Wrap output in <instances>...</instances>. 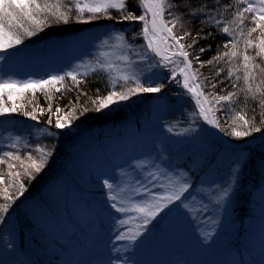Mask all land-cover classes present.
<instances>
[{
  "label": "rangeland",
  "instance_id": "1",
  "mask_svg": "<svg viewBox=\"0 0 264 264\" xmlns=\"http://www.w3.org/2000/svg\"><path fill=\"white\" fill-rule=\"evenodd\" d=\"M118 32H123L128 42L136 48L146 44V41L140 44L133 41V37L139 31L129 35L127 31L107 27L80 35L70 42L48 41L36 46H27L22 43L7 52H0V56L5 57L0 60V81L29 76L48 78L51 75H63L86 62H92L94 65L98 59L115 61L120 50L104 45L103 41L108 40L110 45L117 43L114 36ZM133 59L136 58L133 56ZM120 66L124 67L123 64ZM145 67L146 64H140L139 69L135 70L140 71ZM163 68L165 67L158 66L148 73H164ZM80 71L82 73L83 69ZM104 76L108 75L105 73ZM145 79L148 77L142 75L141 82ZM177 79L180 83L174 82V84L178 85L180 90L179 93L174 94V97L178 99V102H174L169 95L155 99L150 111L142 116L140 129L136 125L132 129L126 123L108 131L104 138L89 137L90 134H86V145L82 147L84 151L79 152L74 161L68 165L60 185L49 187L43 192V199L24 206L20 215L7 228V236L0 249V264H29L34 260L39 261L41 257L45 259L41 264L46 262L107 264L110 255L113 257L117 255L112 249L127 244V241H114V218H127V216L115 212L110 207L109 190L104 187L103 181L107 179L114 186L127 189L121 195L139 202L142 197L133 193L131 189L141 187L140 182L144 181L148 171H157L154 167L157 165L174 178L183 177V174H186L185 178L191 183L192 188L185 194V202H188L190 206L195 204L198 207L208 204V211H201L193 219L192 215L180 206V201L170 204L148 225L144 235L138 238L137 243L143 240L139 248L133 245L128 253H121V255L135 254L138 264H217L221 256L223 258L225 256V259L229 257L240 259L233 253V255L228 252L225 254L224 250L238 237L251 239L258 228L264 231V173L258 174L254 179L255 167L250 154L239 160L238 166L235 163L236 160L232 162V157L224 154L220 147H213L212 150H217L206 154L208 147L202 143V132L204 129L210 131L211 126L199 117L193 123L190 114L196 110L195 101L182 88L183 77L178 69ZM105 111L108 112L109 108ZM170 125H175V131L171 133L167 131ZM187 127H195L196 131L178 134L181 128ZM45 129L49 131L48 127L33 122H16L9 128H0V151L10 147L17 136L21 137L19 143L24 142L31 135L48 136L40 132ZM156 133L169 136L168 142L154 147L145 146V142H151ZM137 144H140V149ZM228 150L231 151V149ZM89 153L97 154L95 166L90 165ZM187 154L199 156V159L214 158L218 167L228 165L229 169L222 175H218L215 182L205 184L201 180L197 183L190 169L180 167L175 162L180 161L185 155L184 158H187ZM259 158L264 161L262 154ZM138 165L142 166L138 167ZM237 168L229 198L224 201V207L218 209L212 202L214 197L210 198V194L216 192L219 187H226L231 173ZM98 175L101 176L100 181ZM166 182L163 176L158 177L157 182L150 185L152 193L161 194L163 189L159 184ZM88 183L94 186L91 187ZM258 184L256 191L254 186ZM247 187L253 190L251 196L255 199L257 206L247 207L249 210L245 218L247 225L242 222L240 227L236 226L241 220L238 221L235 209L245 204L244 193L241 191H245ZM84 193H87L86 200L90 205L84 203ZM192 196L197 197L196 201H192ZM70 205L72 212L78 214L80 219L76 216V221L71 219ZM129 215L138 216L139 214L132 212ZM210 218H218L219 225L213 226ZM21 222L32 224L35 228H25L23 232V228L19 227ZM139 222L136 220L121 230L127 231L129 227L134 228ZM40 228L47 230L53 237H48L47 233ZM213 228L215 229L213 239L208 245L202 247L201 231H212ZM241 230H244V233ZM44 234L47 237L40 238L58 240V243L47 249L37 247L44 254L33 259L32 251L25 248L22 237L31 240L35 236ZM9 245L12 246L9 247ZM185 253L188 254L182 259ZM259 253L258 258L249 261L248 264H264V246ZM55 254L58 255L57 258L54 257ZM219 264L227 263L220 261Z\"/></svg>",
  "mask_w": 264,
  "mask_h": 264
},
{
  "label": "snow or ice",
  "instance_id": "2",
  "mask_svg": "<svg viewBox=\"0 0 264 264\" xmlns=\"http://www.w3.org/2000/svg\"><path fill=\"white\" fill-rule=\"evenodd\" d=\"M129 3L130 0H0V52H7L9 49L21 45L26 37H32L37 32L43 31L49 19L57 23L68 24L73 12L79 23H89L100 18L115 20L117 23L139 21L142 28L140 32L135 34L133 39L142 36L146 41V44L136 48L128 42L123 32H118L114 36L117 43L110 45L108 40L103 41L104 45L120 50V54L116 56L115 61L98 59L94 65L92 62H86L77 65L73 70L67 71L63 75H51L46 79H28L23 82L11 79L0 81V117L20 112L32 120H38L37 112L43 114L44 108L36 105L28 110L27 108L17 107L15 103V100L20 98L25 91H30L35 97V93L39 89L45 93L46 99L51 102L53 100V90L60 92L62 88L65 90L70 87L79 88L82 83L81 76L86 78L90 73H106L110 90L106 95H100L97 91L96 98H90L94 110L100 112L121 101H127L138 94L161 93L165 88V84L157 83L153 86L152 80L156 78L155 74L148 77L147 86L141 82V76L145 72H151L155 67L167 68L169 65H173L170 69L171 80L180 83L177 79L178 69L183 77L182 88L195 101L196 110L190 114L193 123L199 117L207 125L236 139H242L251 136L253 133L264 131V78H261V74H264V67L253 65L250 68L253 57L247 54V49H257L255 57L261 58L262 63H264V0H235V4L228 3L225 0L224 11L233 9L229 12L230 18L224 17V11H221L219 0L216 3H213L212 0H201V3L196 5H192L191 0H181L179 3L176 0H134L135 6L141 9L139 15L129 10ZM182 7L187 8L188 11L182 14L173 11ZM111 10H115L118 15L113 16ZM86 14L87 18H85ZM184 16L198 19L202 25L201 30L195 34L187 30ZM211 25H215L216 33L226 34L227 37H231V40L223 43L222 51L221 46H218L217 53L204 61L200 57L211 49V44L201 46L198 49H196V45L200 40L215 38L213 31H203V26ZM176 28L183 29V31L177 34L174 32ZM257 30H259L258 38L253 37V33H256ZM237 35L244 37L245 51L243 53L238 50L240 41L236 39ZM257 39L258 42L254 44V40ZM149 53H152L153 57L158 59H152L149 57ZM238 55H242L243 63L233 67V60ZM133 56L136 59H133ZM3 59L5 57L0 56V60ZM221 61L228 67L225 79L233 81L229 85L233 91H228L226 94H218L215 91L218 84L223 83L217 79L223 68L214 70L215 65ZM194 62L199 65L198 68L193 67ZM121 64L124 65L123 68H121ZM138 64H146V67L136 71L135 68ZM206 66H209V75H204L200 71L201 68ZM241 67L243 69L242 77L236 74L241 71ZM257 68L259 72L255 71ZM81 69H83L82 73ZM68 79L72 82L71 86L66 83ZM241 79L243 85L239 84ZM130 81L134 86H129ZM118 85L119 90H117ZM209 88L212 91L206 92L205 89ZM6 91L7 99L13 102L11 107L4 102ZM81 94L86 95L83 92ZM240 94H243L245 98V108L249 99L256 101L260 109V126H257L255 116L249 117L245 108L237 107V98ZM88 110V108H84L80 114L83 115ZM47 111L50 113L46 122L48 125H53L52 117L54 116L55 129L60 130L71 126L75 110L60 114L62 109L56 107L53 111L52 105L49 103ZM221 111L226 114L223 123L217 116V113ZM251 111L255 113L256 109L253 108ZM167 131L170 133L175 131V125L168 126ZM195 131V127L181 128L178 134L183 135ZM40 132L48 136L54 135L46 129L40 130ZM20 141L21 137H15L11 146L16 148ZM34 152L36 155L29 152L25 157H21L18 152L6 151L0 157V164H7L8 168L7 179L3 173H0V224L6 222L13 205L27 190L21 177L24 176L29 180H34L45 168L49 158L53 155L54 149L37 145ZM9 161H19V166ZM235 163L238 166L240 164L239 159ZM261 163L264 166V161ZM141 166L138 165V167ZM17 167L20 170L13 171ZM154 167L157 171H148L144 181L140 182L141 187L131 189L133 193L142 197L139 202L133 201L131 197L121 195L127 189L114 186L107 179L103 181L104 187L109 190L110 207L115 212L127 216V218H114V241H127V244L123 247H114L112 251L117 255L115 257L110 255L107 264H138L135 254L129 256L121 255V253H128L133 245H136L138 249L143 242V240H140L137 243L138 238L144 235L148 225L170 204L180 201V206L186 209L193 219L201 211H208V204L198 207L195 204L190 206L188 202H185V194L192 188L191 183L185 178L186 174H183V177L174 178L160 169L158 165ZM237 171L238 168L231 173L226 187H219L216 192L210 194V198L214 197L212 202L218 209L223 208L224 201L229 198L232 184L235 182L233 178L236 177ZM160 176H163L167 182L159 184L163 192L155 195L152 193L150 185L156 183ZM191 199L196 201L197 197L192 196ZM132 212L139 215H129ZM210 219L213 226L219 225L218 218ZM136 220L140 222L136 223L134 228L129 227L127 231L121 230ZM214 231V228L212 231H201L200 235L203 239L200 243L202 247L208 245L209 241L213 239ZM11 246L9 245V247ZM29 264H41V262L34 260ZM46 264H50V262H46ZM229 264H246V260L241 257L230 261Z\"/></svg>",
  "mask_w": 264,
  "mask_h": 264
},
{
  "label": "trees",
  "instance_id": "3",
  "mask_svg": "<svg viewBox=\"0 0 264 264\" xmlns=\"http://www.w3.org/2000/svg\"><path fill=\"white\" fill-rule=\"evenodd\" d=\"M177 3L181 2V0H176ZM213 3H216L217 0H212ZM228 3L235 4V0H227ZM192 5H196L198 3H201V0H191ZM219 3L221 5V11H224L223 5L225 3V0H219ZM129 10L133 11L136 15H139L141 12V9L135 6L134 0H130L129 3ZM233 9H229L228 11H224V17L230 18L229 12ZM113 16H117L118 13L115 10H111ZM173 11H176L178 14H182L188 11L187 8H180V9H174ZM87 18V14L85 16ZM184 23L185 28L187 30H190L193 34L201 30L202 25L200 24V21L198 19H192L188 16H184ZM114 28V29H120L123 31H127L129 35L132 33H136V31L141 30L142 24L139 21H124L122 23H117L115 20H108L106 18H100L97 20H93L89 23H79L77 22V18L75 13L73 12L71 20L68 24L63 23H57L52 19H49V21L45 24L43 31L37 32L36 35L32 37H26L24 39V44L29 46H36L44 42L48 41H57L62 39H72L79 35H82L84 33H88L94 30H101L102 28ZM251 27V25H249ZM183 31V29L176 28L174 29V32L177 34H180ZM203 31H213L215 38L210 40H200L199 43L196 45V49H198L201 46H207L208 44H211V49L204 54L201 55V60H208L212 56H214L217 53L218 46H221L222 51V45L223 43L227 42L228 40H231V37H227L226 34H219L215 32V25L211 26H203ZM259 30H257L256 33H253V37L258 38ZM246 34V30H245ZM237 40L240 41L238 44V50L240 53H243L245 51V45H244V37L237 35ZM136 44H140L144 42V39L142 36H137L135 39H133ZM258 42L257 40H254V44ZM255 51L257 49L250 48L247 49V54L251 57H253V60L250 62V68H252L253 65H261V67H264V63H262L261 58L255 57ZM149 57H153L151 53H149ZM153 59V58H152ZM158 59V58H157ZM243 63V57L242 55H238L237 58H234L233 60V67L237 65H242ZM140 64L136 65L135 69H139ZM173 65H169L167 68H163L164 73H156V78L152 80V85L155 86L157 83H163L165 84L164 90H162L161 93H142L135 96H132L127 101H121L117 105H112L109 108V111H105L103 109L100 112H97L94 110V106L91 103V99H95L97 95V91H99L100 95H106L107 92L110 90V85L108 81V76H104L105 73H95V74H89L88 77L81 76L82 83L80 84L79 88L70 87L68 90L61 89L60 92H55L53 90V100L49 102L46 99L45 93L41 92L39 89H37L35 93V97H33L32 93L30 91H25L20 98L15 100V103L17 107L20 108H27L28 110H31L32 107L39 105V107L44 108L45 111L43 114H40L37 112L38 120H32L29 117H26L22 115L20 112L17 113H11L5 117H0V128H9L16 122H33L40 125H43L45 127L49 128V131L54 133L52 136H36L31 135L25 139V141L18 143L16 148L6 147L2 151H0V157L3 156V153L6 151H13L18 152L21 157H25L27 153L32 152L33 155H36L34 152V148L37 145L41 146H48L50 148L54 149L53 155L49 158L48 163L46 164L45 168L42 170L40 174L36 176L34 180H29L27 177L22 176L21 179L23 180L25 184V188L27 189L23 196L19 198V200L13 205V208L10 210L9 215L6 218V222L3 224H0V249L1 244L3 243L4 239L7 236V228L13 223L14 219L18 217L22 211V208L31 202L43 199L44 195L43 192L52 186L60 185L63 178L62 175L67 171L68 165L74 161L76 156L79 152H83L82 149L83 146L86 145V134H90L89 137H98V138H104L107 135V132L110 131L113 128H118L126 123L130 125V128L134 129L136 125L139 129L141 128V120L142 116L150 111L152 104L154 103L155 99H161L165 95H169L171 99L174 102H178V99L174 97L175 93H179V86L175 85L174 82L171 80V72L170 68H172ZM194 68H198L199 65L195 62L193 63ZM223 68V71L220 73V76L217 78L219 81H222L223 83L218 84L215 91L218 94H226L228 91H233V89L229 86L231 82L230 80H226L228 67L224 64L223 61H221L219 64L215 65L214 70H219ZM200 71L204 75L210 74L209 66H206L204 68H201ZM255 71L259 72V69H255ZM237 75L243 76V69L241 67V71L236 73ZM144 77L153 76V74H149L148 72H145L143 74ZM47 77H27V78H13L11 80L23 82L28 79L32 80H39V79H46ZM261 78H264V74H261ZM234 80V78H233ZM215 82V81H214ZM66 83L71 86V80H66ZM142 83H145L147 86L148 79H145L142 81ZM240 85H243V80L239 81ZM129 86L132 85V82H129ZM223 89V91H221ZM117 90H119V85L117 86ZM205 91H212V89H205ZM81 92L86 93V95H82ZM91 98V99H90ZM4 102L11 107L12 101H9L7 99V91L4 95ZM49 103L52 105V110L55 111L56 107H60L62 109V112L60 114H63L64 112H71L75 110V114L72 116V123L71 126L65 129L57 130L54 128V122L55 117L53 116V125H48L46 122L49 118L50 113L47 111ZM237 107L239 108H245V98L243 94H240L237 98ZM88 108L89 110L85 112L83 115L80 114L82 109ZM255 108L256 111L253 113L251 109ZM245 111H247L248 116L252 117L255 116V122L257 126H260L259 119H260V109L257 106L256 101L248 100L247 101V107L245 108ZM218 118L223 123L226 119L225 112L221 111L217 113ZM230 123V121H229ZM15 127V125H14ZM227 127V125H225ZM203 136V142L205 146L208 147L206 154H209L210 152H215L217 149H213V147H222V143L219 142L213 134L208 130L204 129L202 132ZM264 136V131L259 133H253L249 137H245L242 139H236L231 136H227L230 140L234 142H245L248 140H252L255 138H260ZM169 136L166 137V135H162L156 133L155 137L152 138L151 142H145V146L154 147L156 145H164L166 142H168ZM140 149V144H137ZM224 151V154L232 157V162L235 160H241L246 156L247 154H250L252 156L253 160V166L255 167L254 172V179L258 176V174H262L264 172V166H262V159L259 158V155L262 154V157L264 158V141L256 144L254 147L249 146L245 151L241 150H235V151H229L226 148H222ZM88 153V151H87ZM187 158H181L180 161H175L180 165V167L190 169L194 174V180L198 183L201 182V180L204 181L205 184L209 182H215V178L218 175H222V173L226 172L229 169L228 165H222L218 167L217 162L211 158L208 159H199L200 157H195L193 155L187 154ZM88 156L91 158V164L93 166L96 165V159L97 154L89 153ZM173 156V155H172ZM174 161V160H173ZM11 163H16L19 166V161H9ZM20 170L19 167L17 169H13V171ZM0 173H3L5 175V178L7 179V173L8 168L7 164H0ZM97 177V175H94ZM99 176V175H98ZM101 180V176H99V181ZM91 187L94 185L88 183ZM256 189V188H254ZM240 191V190H238ZM243 192V199L245 200V204L241 207H238L235 209L238 216V221L241 220V222L237 223L236 226H242V222H245L247 225V222L245 221L246 213L249 211L247 209L248 206H257V204L254 203L252 194L253 190L247 189ZM84 196V203H87L90 205V203L86 200L88 198L87 193L83 194ZM70 214L71 219L73 221H76V218H79L78 214H75L72 212V208L70 205ZM157 225V224H155ZM153 225V227L155 226ZM240 226V227H241ZM20 229L23 228V232L25 228H35L32 224H28L26 222L20 223ZM44 230L48 237L51 236L47 230L40 228ZM156 229V227L154 228ZM245 230V229H244ZM244 230H241L242 233H244ZM38 231V229H37ZM243 236V235H242ZM40 237H47L45 234L40 236H35L33 239L28 240L27 238L22 237L24 240L22 243L25 246L27 250L32 251V257L33 259H37L38 257L42 256L44 252L40 250L37 247H42L44 249H47V247H53L58 243V240H47L45 238ZM264 246V231L261 228H258L257 232L251 237V239L246 238H237V240L228 246L224 253L227 252L230 254H235L239 258H244L246 260V264H248L249 261L256 260L258 258V255L260 254L259 251ZM251 253V255H249ZM185 253L182 255V259L185 258ZM224 254V255H225ZM232 254V255H233ZM55 258L58 257L57 254L54 255ZM228 259V260H227ZM225 259L221 256L217 264H219L220 261H224L227 264H229L230 261L234 260L232 257H229ZM39 261L43 263L45 259L43 257L39 258Z\"/></svg>",
  "mask_w": 264,
  "mask_h": 264
},
{
  "label": "water",
  "instance_id": "4",
  "mask_svg": "<svg viewBox=\"0 0 264 264\" xmlns=\"http://www.w3.org/2000/svg\"><path fill=\"white\" fill-rule=\"evenodd\" d=\"M212 134L213 136L218 139V141L222 142L223 144H227V146L229 148H232V149H241V148H245L247 145L249 144H252V143H259L261 141H264V136L263 137H260V138H257V139H254L250 142H247V143H243V144H238L236 142H232L230 141L224 133L220 132L218 129L216 128H213L212 130Z\"/></svg>",
  "mask_w": 264,
  "mask_h": 264
},
{
  "label": "bare ground",
  "instance_id": "5",
  "mask_svg": "<svg viewBox=\"0 0 264 264\" xmlns=\"http://www.w3.org/2000/svg\"><path fill=\"white\" fill-rule=\"evenodd\" d=\"M89 33V32H88ZM84 34H87V33H84ZM83 35V34H82ZM80 36V35H79ZM78 37V36H77ZM77 37H75V38H77ZM75 38H72V39H62V40H57V41H59V42H70V41H72V40H74Z\"/></svg>",
  "mask_w": 264,
  "mask_h": 264
}]
</instances>
